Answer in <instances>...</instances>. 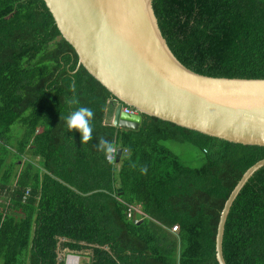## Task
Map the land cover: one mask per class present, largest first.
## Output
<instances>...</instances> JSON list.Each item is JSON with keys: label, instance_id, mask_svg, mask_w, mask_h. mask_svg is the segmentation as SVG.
<instances>
[{"label": "trees", "instance_id": "16d2710c", "mask_svg": "<svg viewBox=\"0 0 264 264\" xmlns=\"http://www.w3.org/2000/svg\"><path fill=\"white\" fill-rule=\"evenodd\" d=\"M153 9L189 70L264 80V0H154ZM117 104L79 67L43 0H0V264H65L63 251L90 264H218L221 213L264 148L147 116L122 130L111 123ZM79 107L94 112L87 143L65 123ZM101 138L125 151L117 166L97 149ZM167 142L202 164L187 165ZM223 251L227 264H264V168L231 209Z\"/></svg>", "mask_w": 264, "mask_h": 264}, {"label": "water", "instance_id": "95a60500", "mask_svg": "<svg viewBox=\"0 0 264 264\" xmlns=\"http://www.w3.org/2000/svg\"><path fill=\"white\" fill-rule=\"evenodd\" d=\"M84 69L117 100L113 126L138 130L143 116L229 143L264 148V80L199 75L175 57L160 30L154 0H43ZM128 106L138 115L123 112ZM123 156L116 154L119 163ZM264 160L239 181L221 213L218 264L231 209Z\"/></svg>", "mask_w": 264, "mask_h": 264}, {"label": "clouds", "instance_id": "9594fccd", "mask_svg": "<svg viewBox=\"0 0 264 264\" xmlns=\"http://www.w3.org/2000/svg\"><path fill=\"white\" fill-rule=\"evenodd\" d=\"M69 103L75 104V103H78V101L75 100V98H73L71 101H69ZM93 117H94V112L92 109H90L88 107H79L75 111H72L65 118L66 127H67L69 132H71L73 130L78 131L80 134V137H81V143H87L89 140L92 139L93 127H92L91 121H92ZM97 149L99 151L104 152L105 155L113 152L112 144L103 138H101L99 140V142L97 144ZM118 149H120V148H118ZM119 163L116 162L115 165L117 166ZM141 171L146 173L147 168L146 167L142 168ZM69 253H72V252H67L66 255ZM73 254L80 257L79 254H76V253H73ZM80 262H81V258H80Z\"/></svg>", "mask_w": 264, "mask_h": 264}, {"label": "rangeland", "instance_id": "374dc122", "mask_svg": "<svg viewBox=\"0 0 264 264\" xmlns=\"http://www.w3.org/2000/svg\"><path fill=\"white\" fill-rule=\"evenodd\" d=\"M13 131H14L15 138L17 139L19 134H21V132H22V127L19 125H16L13 128ZM166 145L170 149H172L177 155H179L180 158L183 160V162L186 163L187 165L193 166V167H199L202 164L201 160H199V161H197V159L195 160L194 152L190 147L182 146V145H179V144H176L173 142H167ZM38 161L39 160L37 159L36 162H38ZM67 252L68 251H63L62 253H60L59 259L60 260L62 258L64 259ZM80 258H81L80 264H90V258L87 257V255L86 256L81 255Z\"/></svg>", "mask_w": 264, "mask_h": 264}, {"label": "built area", "instance_id": "2783aa9c", "mask_svg": "<svg viewBox=\"0 0 264 264\" xmlns=\"http://www.w3.org/2000/svg\"><path fill=\"white\" fill-rule=\"evenodd\" d=\"M123 112H125L128 115H138L137 111H135L132 108H128V107H124L123 108ZM117 150L118 147L115 148L113 150V152L109 155L108 160L112 163V164H116V154H117ZM123 154H125V151L123 152ZM140 212V210L135 207V206H128L127 209V218L130 221H133L134 223H139V219L137 217V213ZM140 215H142V213H140ZM172 232L173 233H177L178 232V228L177 227H173L172 228ZM65 264H80V257L73 254V253H69L65 256Z\"/></svg>", "mask_w": 264, "mask_h": 264}, {"label": "crops", "instance_id": "0c3cea01", "mask_svg": "<svg viewBox=\"0 0 264 264\" xmlns=\"http://www.w3.org/2000/svg\"><path fill=\"white\" fill-rule=\"evenodd\" d=\"M113 118H114V116H113ZM113 118H112V121H111L112 124H113Z\"/></svg>", "mask_w": 264, "mask_h": 264}]
</instances>
